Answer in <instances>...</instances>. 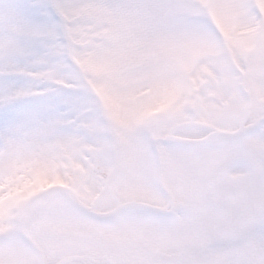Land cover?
Segmentation results:
<instances>
[{"label": "rangeland", "instance_id": "rangeland-1", "mask_svg": "<svg viewBox=\"0 0 264 264\" xmlns=\"http://www.w3.org/2000/svg\"><path fill=\"white\" fill-rule=\"evenodd\" d=\"M263 115L264 0H0V264H37L21 239L28 232L44 264L86 252L69 239L97 226L58 194L21 233L41 192L74 190L89 207L114 161L119 174L111 192L98 193L95 211L131 196L147 200L149 193L129 190L150 188L125 175L137 168L139 150L165 136L197 134L179 129L188 123L206 128L204 135ZM243 145L264 153V127ZM192 195L204 204L215 193L201 186ZM221 217L203 213L187 235L186 245L207 256L200 264H264V220L256 216L245 227L250 235L218 245L205 229Z\"/></svg>", "mask_w": 264, "mask_h": 264}, {"label": "flooded vegetation", "instance_id": "flooded-vegetation-1", "mask_svg": "<svg viewBox=\"0 0 264 264\" xmlns=\"http://www.w3.org/2000/svg\"><path fill=\"white\" fill-rule=\"evenodd\" d=\"M192 120L193 116H190V122ZM192 127L198 130L197 134L178 136V138L201 139L213 131L234 132L239 129L221 127L222 129H212L204 135L202 134L207 130L201 125L188 123L179 129L184 130ZM171 136L175 137L174 134ZM251 137L216 148L208 144L194 148L152 146L139 150L144 153L138 154L137 168H129L125 175L128 177L127 183L134 181L139 185L142 184L140 186L150 188L149 191H144L142 187L140 189L132 188L129 190L130 195L142 191L145 194H150L149 199L141 200L131 196L125 201L106 203L102 206V211L96 212L94 203L100 198H97L98 193L101 189L104 195L111 192L119 174V166L117 165L115 168L114 161L111 162L108 164L104 181L98 186V190L92 198L94 202L91 201L89 207L82 205L83 208L91 211L90 215L93 218L81 215L68 202L67 199L77 200L76 191L60 187L62 189L57 198L65 203L64 206L97 228H89L84 237L74 236L69 239L73 249L82 250L85 248L86 252L65 257L56 264H113L109 260L112 255L130 258V264H155L153 261L155 257L176 258L175 264L203 263L207 256L200 250L192 248L203 255L200 262H195L192 256L186 253V249L191 247L185 242L187 235L191 231L197 230L202 221L200 216L205 212L216 211L222 216L218 223L215 222L214 225L205 229V235L212 237L207 240L213 239L220 245L222 242H226L225 240L229 238L227 236L244 233L250 235L253 228H245L246 224L256 216L258 219L264 220V153L243 145ZM201 186L202 189H211L215 193V195L208 196V201L204 204L198 202L192 195L193 192L197 194V190ZM234 189H244L241 196L245 195V198L241 199V196L238 195L235 200H227V193ZM116 193L118 198L122 197V188L117 189ZM127 203L143 204L160 212L153 213L141 208H128L124 212H120L119 208ZM101 204L98 206L101 207ZM44 206L47 210V204ZM64 206L61 203L58 204L57 207L61 209L60 213H63ZM133 213L136 215L128 219L127 217ZM37 214L35 213L33 217ZM42 215L39 213L37 216L39 222ZM197 215L199 217L196 218ZM25 225L26 218L20 226L21 233ZM111 225H114L113 229H106V226ZM101 226L105 228H100ZM258 229L262 230L264 234V226H260ZM77 237L82 239L78 246L73 243ZM63 238L57 236L58 240H63ZM132 250L136 251V255L132 256ZM103 251L107 253L103 254Z\"/></svg>", "mask_w": 264, "mask_h": 264}, {"label": "water", "instance_id": "water-1", "mask_svg": "<svg viewBox=\"0 0 264 264\" xmlns=\"http://www.w3.org/2000/svg\"><path fill=\"white\" fill-rule=\"evenodd\" d=\"M55 15V14H54ZM60 23L62 21L57 18ZM63 30L65 31V27L63 26ZM264 125V116L257 120L255 123L242 127L239 130L233 132V133H224V132H211L207 136H205L202 139L198 140H188V139H181V138H175V137H165L160 140H156L153 145L157 147L158 145H166L169 147H176V148H191V147H197V146H202V145H207L212 142L216 141H225V142H238L241 141L254 132L258 131L262 126ZM60 191L59 188H50L44 192H42L39 197L35 200L33 205L31 206L27 218H30L37 206L41 203V201L46 198L47 196L54 194L56 192ZM244 189H234L231 190L227 193L226 198L227 200H235V198L238 197V195L241 196V194L244 192ZM245 198V195L241 196V199ZM70 204L76 208L78 211H80L83 215L93 218L90 215V212L83 210L80 206H78L76 203L72 202L69 200ZM128 208H141L148 210L153 213H159L160 211L151 207H148L143 204H138V203H128L123 205L122 207L119 208L120 212H124ZM82 241L81 238H75L73 243L74 245H79L80 242ZM23 242L24 244L36 255L37 257V264H44V259H43V254L39 250V248L30 240L29 234H26L23 236ZM186 252L190 254L195 261H200L202 259V255L194 250L187 249ZM103 254H106L107 252H102ZM154 263L155 264H175L176 263V258H167V257H155L154 258Z\"/></svg>", "mask_w": 264, "mask_h": 264}, {"label": "trees", "instance_id": "trees-1", "mask_svg": "<svg viewBox=\"0 0 264 264\" xmlns=\"http://www.w3.org/2000/svg\"><path fill=\"white\" fill-rule=\"evenodd\" d=\"M69 38L71 39L70 35H69ZM72 40V39H71Z\"/></svg>", "mask_w": 264, "mask_h": 264}]
</instances>
